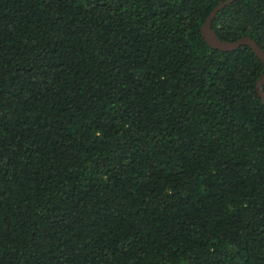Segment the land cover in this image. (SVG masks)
<instances>
[{
    "label": "trees",
    "instance_id": "trees-1",
    "mask_svg": "<svg viewBox=\"0 0 264 264\" xmlns=\"http://www.w3.org/2000/svg\"><path fill=\"white\" fill-rule=\"evenodd\" d=\"M220 1L0 0V264H264V62L207 43ZM212 27L264 50V0Z\"/></svg>",
    "mask_w": 264,
    "mask_h": 264
},
{
    "label": "water",
    "instance_id": "water-1",
    "mask_svg": "<svg viewBox=\"0 0 264 264\" xmlns=\"http://www.w3.org/2000/svg\"><path fill=\"white\" fill-rule=\"evenodd\" d=\"M235 0H221L219 4L211 11V13L208 15L205 23L203 24L201 31L203 37L206 39L207 43L219 50H224V51H232L240 46L248 45L253 48V50L257 53V55L263 60L264 62V50L257 44V42L251 38V37H243L237 41L233 42H226L223 41L216 33L214 28L212 27V22L217 13L227 4H230ZM264 77L263 79L260 80L259 82V93L261 97L264 100Z\"/></svg>",
    "mask_w": 264,
    "mask_h": 264
}]
</instances>
